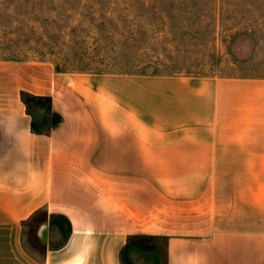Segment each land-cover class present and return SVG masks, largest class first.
<instances>
[{
  "label": "crops",
  "instance_id": "crops-1",
  "mask_svg": "<svg viewBox=\"0 0 264 264\" xmlns=\"http://www.w3.org/2000/svg\"><path fill=\"white\" fill-rule=\"evenodd\" d=\"M23 93L51 98L48 135ZM0 264H264V77L0 61Z\"/></svg>",
  "mask_w": 264,
  "mask_h": 264
},
{
  "label": "rangeland",
  "instance_id": "rangeland-1",
  "mask_svg": "<svg viewBox=\"0 0 264 264\" xmlns=\"http://www.w3.org/2000/svg\"><path fill=\"white\" fill-rule=\"evenodd\" d=\"M0 61L63 73L264 77V0H0ZM47 108L27 110L42 130ZM42 223L39 215L25 227V247L39 257Z\"/></svg>",
  "mask_w": 264,
  "mask_h": 264
},
{
  "label": "trees",
  "instance_id": "trees-1",
  "mask_svg": "<svg viewBox=\"0 0 264 264\" xmlns=\"http://www.w3.org/2000/svg\"><path fill=\"white\" fill-rule=\"evenodd\" d=\"M22 100L25 103V105L27 106L28 112L30 111V105L32 103L41 104L42 102H45L48 106L47 112L49 113V116H50V122L47 124L48 126H45V129H43V130L39 129L37 127V125L34 123V120H32L31 126H32V130L34 133L41 134V135H48L53 128L57 127L61 123V121H62L61 116L55 114L52 111V107H51L52 106V100L50 97H37V96H32V95L27 94V93H23L22 94Z\"/></svg>",
  "mask_w": 264,
  "mask_h": 264
}]
</instances>
